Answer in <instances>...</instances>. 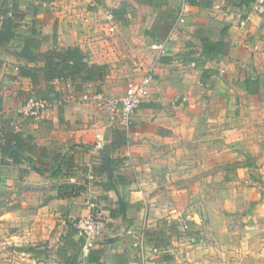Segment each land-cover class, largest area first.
I'll list each match as a JSON object with an SVG mask.
<instances>
[{"label": "crops", "instance_id": "0c3cea01", "mask_svg": "<svg viewBox=\"0 0 264 264\" xmlns=\"http://www.w3.org/2000/svg\"><path fill=\"white\" fill-rule=\"evenodd\" d=\"M8 2L7 16L25 15L14 17L16 36L0 44V264H95L89 260L91 250H101L99 264H238L221 248L215 252L212 237L192 241L178 216L148 203L155 197L143 171L162 153L137 141L131 122L118 126L104 105L81 98L121 96L152 69L154 80L132 119L182 95L217 108L220 95L226 107L236 104L264 133V0L250 7L245 0ZM35 22L39 51L77 46L91 64L109 65L105 76L50 82L41 76L34 83L20 75V66L43 65L17 53ZM203 38L224 42L227 52L203 55ZM153 42L165 53L152 49ZM125 82V88L115 90ZM32 96L51 103L37 116L20 113ZM255 98L259 104L252 103ZM115 129L126 131L127 143H114ZM97 133L103 136L102 148L96 146ZM4 145L19 161L1 153ZM255 191L258 199L264 197V186ZM90 214L105 223L95 240L75 225ZM262 214L264 201L244 218ZM251 227L257 232L255 244H264V221ZM141 233L145 241L137 246L135 235ZM250 256L244 261L262 263L259 254Z\"/></svg>", "mask_w": 264, "mask_h": 264}, {"label": "rangeland", "instance_id": "374dc122", "mask_svg": "<svg viewBox=\"0 0 264 264\" xmlns=\"http://www.w3.org/2000/svg\"><path fill=\"white\" fill-rule=\"evenodd\" d=\"M183 97L164 101L158 109L133 118L129 126L136 129L137 141H147L162 153L143 171L147 190L155 197L148 203L178 216L176 221L182 220L192 241L210 236L215 252L221 248L232 261L252 264L244 260L255 253L264 264V244H255L257 232L251 227L256 220L264 221V215L244 218L264 201L255 195L264 186V133L236 104L226 107L220 95L215 97L217 108L207 100ZM252 103L259 104L256 98Z\"/></svg>", "mask_w": 264, "mask_h": 264}, {"label": "trees", "instance_id": "16d2710c", "mask_svg": "<svg viewBox=\"0 0 264 264\" xmlns=\"http://www.w3.org/2000/svg\"><path fill=\"white\" fill-rule=\"evenodd\" d=\"M247 7L255 0H245ZM20 2V0H19ZM8 0H0V17L3 21L0 25V44H5L11 41L16 36V31L19 27V22L14 17L23 18L25 14H14V17L7 16ZM15 10L19 9L18 3L13 5ZM113 14L119 15V12L114 11ZM40 32L37 30L36 22L33 24V28L28 36H25V44L18 53L19 56L26 58L29 63H36L40 60L43 61V65H31L26 64L20 66L19 73L23 77L31 78L34 83H38L40 77L43 76L48 82L55 79H72L81 78L85 81H92L95 79H101L105 76L109 65L107 64H91L88 60V55L85 54L79 47L68 48H54L45 49L39 51L41 43L38 40ZM203 55L212 57L219 55L220 53L227 52L224 42H215L208 38L202 39ZM21 134H17L16 138L20 139ZM114 143L125 144L128 142L127 133L125 130L115 129ZM19 141V140H18ZM27 139L22 140L21 147L27 148ZM1 153L8 154L10 158L15 161H19L16 156V152L10 146H2ZM22 151V150H21ZM102 252L101 250H91L89 254V260L91 263L99 264L101 262Z\"/></svg>", "mask_w": 264, "mask_h": 264}, {"label": "built area", "instance_id": "2783aa9c", "mask_svg": "<svg viewBox=\"0 0 264 264\" xmlns=\"http://www.w3.org/2000/svg\"><path fill=\"white\" fill-rule=\"evenodd\" d=\"M151 48L162 53L166 51L165 47L158 42H153ZM153 80L154 71L148 69L144 77L139 81L131 82L121 96L97 93L92 95L84 94L81 99L84 101L92 99L97 100L106 108L112 123L125 127L131 122L132 117L139 109ZM50 103L49 100L32 96L26 100L19 112L27 116H37L43 112ZM95 137L96 146L102 148L104 144L102 134L97 133ZM75 225L78 232L89 240L98 238L105 227L103 219L92 214L78 219ZM144 236V233L135 235L137 246L143 244L145 241Z\"/></svg>", "mask_w": 264, "mask_h": 264}]
</instances>
